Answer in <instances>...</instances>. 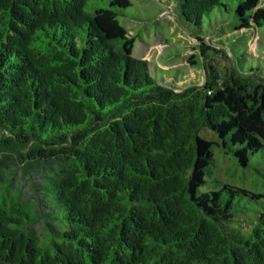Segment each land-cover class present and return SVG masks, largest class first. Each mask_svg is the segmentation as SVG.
I'll use <instances>...</instances> for the list:
<instances>
[{
  "label": "trees",
  "instance_id": "trees-1",
  "mask_svg": "<svg viewBox=\"0 0 264 264\" xmlns=\"http://www.w3.org/2000/svg\"><path fill=\"white\" fill-rule=\"evenodd\" d=\"M169 1L199 28L264 26V0ZM131 7L0 0V264H264V191L219 171L221 153L264 177V74L160 81Z\"/></svg>",
  "mask_w": 264,
  "mask_h": 264
},
{
  "label": "rangeland",
  "instance_id": "rangeland-1",
  "mask_svg": "<svg viewBox=\"0 0 264 264\" xmlns=\"http://www.w3.org/2000/svg\"><path fill=\"white\" fill-rule=\"evenodd\" d=\"M130 1L132 7L126 10L125 16L120 20L131 36L136 38L133 56L147 59L155 71L158 68L169 70V73L157 74L160 81L165 80L170 84L172 76L179 80L178 87L186 82L203 84L206 80L203 64L207 62L225 69L234 66L242 74L253 71L264 74V26L256 28L255 33L248 31L244 36L235 31V17L229 12L215 11L205 18L203 26L199 28L180 17L178 6L173 1ZM199 37L205 39L204 42L210 47L224 50L227 55L208 50V57L204 58L199 49L202 44ZM193 55L198 62L194 66L190 63ZM203 135L214 138L208 130ZM1 136L0 129V139ZM7 151L0 142V158L7 155ZM219 159V171L226 180L242 187L264 191L263 174L237 165L232 155L220 153ZM253 163L258 169H264V164L261 165L255 160Z\"/></svg>",
  "mask_w": 264,
  "mask_h": 264
}]
</instances>
